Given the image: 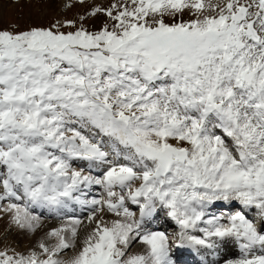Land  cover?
<instances>
[{
  "label": "snow or ice",
  "instance_id": "snow-or-ice-1",
  "mask_svg": "<svg viewBox=\"0 0 264 264\" xmlns=\"http://www.w3.org/2000/svg\"><path fill=\"white\" fill-rule=\"evenodd\" d=\"M81 21L0 29V218L64 217L0 264H264V0H113ZM160 213L175 241L148 228Z\"/></svg>",
  "mask_w": 264,
  "mask_h": 264
},
{
  "label": "rangeland",
  "instance_id": "rangeland-1",
  "mask_svg": "<svg viewBox=\"0 0 264 264\" xmlns=\"http://www.w3.org/2000/svg\"><path fill=\"white\" fill-rule=\"evenodd\" d=\"M112 2L113 0H85L84 4H80L76 0H0V29L18 32L31 27H49L58 20L61 22L74 20L79 24L82 22L81 17L87 16L93 7H107ZM66 4L72 6L66 7ZM190 18L186 13L184 19ZM104 19L102 15L89 17L84 21V25L90 30H95L100 27ZM168 22H171V18H168ZM61 30L68 31L69 29ZM227 210L219 207L215 211L219 214ZM12 227L6 218H0V250L15 248L17 251L22 249L27 251L32 248L24 245L21 237L13 232L12 235L8 234L13 231Z\"/></svg>",
  "mask_w": 264,
  "mask_h": 264
},
{
  "label": "bare ground",
  "instance_id": "bare-ground-1",
  "mask_svg": "<svg viewBox=\"0 0 264 264\" xmlns=\"http://www.w3.org/2000/svg\"><path fill=\"white\" fill-rule=\"evenodd\" d=\"M92 171L93 174H99L98 170L93 169ZM98 194H99V189L97 188V190L94 191L91 195H98ZM133 208L135 210V206H133ZM35 214L41 215V219L43 221L42 228L38 229L36 233L22 232L13 226L12 227L13 231H10V233L8 234H11L13 232V234L21 237L22 240L21 242H24L23 243L24 245L26 244L29 247H34L40 240L44 239V235L47 230L51 229L52 227L59 226V224L64 219V217L57 216L53 213H49L47 210L36 209ZM68 215L79 216L83 218L84 216H86V212L82 211L79 205H75L72 210H69ZM167 224L171 225L170 227L171 229H167L166 227ZM148 228L153 231H157V230L164 231L167 235H169L170 241H175L176 237L170 234L169 231H171L172 228H174V230L177 233L179 231L178 226L175 224V222L172 221L170 218H167L163 213H160L154 220H152L149 223ZM137 249L138 246L134 245L133 250L135 251ZM22 250L24 251V249ZM174 252H175L174 258L177 260V264H201L202 261L215 260L218 258L217 256L208 255L207 250H203V249L198 251L196 249L188 248V249L174 250ZM222 254L227 255L231 258L233 255H238V249L230 244L228 248L223 250Z\"/></svg>",
  "mask_w": 264,
  "mask_h": 264
}]
</instances>
